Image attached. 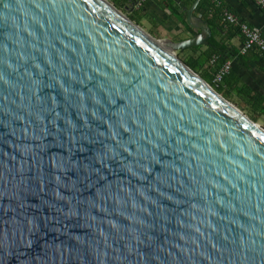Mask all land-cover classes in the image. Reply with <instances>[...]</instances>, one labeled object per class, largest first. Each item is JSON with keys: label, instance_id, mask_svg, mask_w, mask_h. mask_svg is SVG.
Masks as SVG:
<instances>
[{"label": "water", "instance_id": "water-1", "mask_svg": "<svg viewBox=\"0 0 264 264\" xmlns=\"http://www.w3.org/2000/svg\"><path fill=\"white\" fill-rule=\"evenodd\" d=\"M200 2L177 43L0 0V264H264V129L178 57Z\"/></svg>", "mask_w": 264, "mask_h": 264}, {"label": "crops", "instance_id": "crops-1", "mask_svg": "<svg viewBox=\"0 0 264 264\" xmlns=\"http://www.w3.org/2000/svg\"><path fill=\"white\" fill-rule=\"evenodd\" d=\"M197 0H149L138 11L143 26L154 31L158 39L182 42L202 33L188 21V13ZM222 7L234 14L242 23L258 29L264 38V10L256 0H219ZM195 2V3H193ZM138 9V8H137ZM139 10V9H138ZM195 19L202 20L212 31L211 39L227 49L231 72L227 75L229 86L226 92L233 101L246 103L250 98L264 100V58L254 49L241 55L245 39L238 27L214 22L212 16L203 18L195 11ZM210 21V23H209ZM211 23L215 24V28ZM219 25V26H218ZM194 35V36H192ZM210 39V40H211ZM210 43V42H209ZM204 49L208 46H203ZM191 55L189 50L184 56Z\"/></svg>", "mask_w": 264, "mask_h": 264}, {"label": "trees", "instance_id": "trees-1", "mask_svg": "<svg viewBox=\"0 0 264 264\" xmlns=\"http://www.w3.org/2000/svg\"><path fill=\"white\" fill-rule=\"evenodd\" d=\"M119 10L128 12L129 18L137 25L144 27L138 11H142V7L137 9V5L134 0H109ZM195 3V2H193ZM224 7L220 4L219 0H201L197 12L201 14L203 18L212 16L213 20L217 24L223 23ZM210 23V21H209ZM213 26V24L211 23ZM219 26V25H218ZM215 28V24L213 29ZM156 38L154 31L151 33ZM194 36V35H192ZM158 39V38H156ZM187 51V50H186ZM186 51L178 53L181 57L183 55V63L202 77L207 83H209L219 94L225 99L231 101L229 95L226 92V88L229 86V79L226 76L220 85L215 84V77L221 68L228 63L227 49L224 46L219 45L213 39L210 40L208 47H197L190 49L191 55L184 56ZM217 59L214 65H211L213 59ZM249 101L246 105L253 114L258 115V118H264V100L259 98H248ZM253 115L252 120L258 122V118Z\"/></svg>", "mask_w": 264, "mask_h": 264}, {"label": "built area", "instance_id": "built-area-1", "mask_svg": "<svg viewBox=\"0 0 264 264\" xmlns=\"http://www.w3.org/2000/svg\"><path fill=\"white\" fill-rule=\"evenodd\" d=\"M137 8L143 7L149 0H134ZM258 4L264 10V0H256ZM223 21L231 26L238 27L241 30V33L245 39L244 46L241 49L240 54L246 55L251 50L256 49L259 54L264 58V38L262 33L253 27H250L248 24L242 23L234 14L230 13L227 10H224ZM217 59L211 61V65L216 63ZM231 72V64L226 63L221 70L217 73L215 77V84L220 85L224 78Z\"/></svg>", "mask_w": 264, "mask_h": 264}, {"label": "rangeland", "instance_id": "rangeland-1", "mask_svg": "<svg viewBox=\"0 0 264 264\" xmlns=\"http://www.w3.org/2000/svg\"><path fill=\"white\" fill-rule=\"evenodd\" d=\"M121 11V10H120ZM123 12L124 14H126L128 17V12H125V11H121ZM148 34L151 35L150 33V29L147 28V27H142ZM152 36V35H151ZM155 38V37H154ZM159 40V39H157ZM161 40V39H160ZM164 40V39H163ZM178 57L181 61H183L184 57L183 55L180 57L179 54H178ZM231 102L233 105H235L240 111H242L247 117H249L251 120H252V117L253 115L255 117H257L258 115L256 114H253L250 109L248 108V106L246 105V103H242L241 101H229ZM258 118V117H257ZM253 121V120H252ZM255 122V121H254ZM258 125H260L263 129H264V118H258V122H256Z\"/></svg>", "mask_w": 264, "mask_h": 264}, {"label": "bare ground", "instance_id": "bare-ground-1", "mask_svg": "<svg viewBox=\"0 0 264 264\" xmlns=\"http://www.w3.org/2000/svg\"><path fill=\"white\" fill-rule=\"evenodd\" d=\"M167 53H170L171 55H173V54H172V52H171L170 50H168V52H167Z\"/></svg>", "mask_w": 264, "mask_h": 264}]
</instances>
